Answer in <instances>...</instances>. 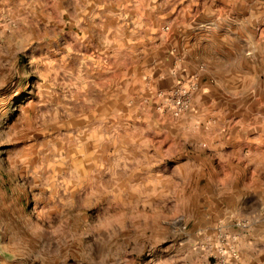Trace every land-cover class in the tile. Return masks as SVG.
Segmentation results:
<instances>
[{
  "label": "rangeland",
  "instance_id": "obj_1",
  "mask_svg": "<svg viewBox=\"0 0 264 264\" xmlns=\"http://www.w3.org/2000/svg\"><path fill=\"white\" fill-rule=\"evenodd\" d=\"M263 202L264 0H0V264H241Z\"/></svg>",
  "mask_w": 264,
  "mask_h": 264
},
{
  "label": "crops",
  "instance_id": "obj_2",
  "mask_svg": "<svg viewBox=\"0 0 264 264\" xmlns=\"http://www.w3.org/2000/svg\"><path fill=\"white\" fill-rule=\"evenodd\" d=\"M264 202L249 209L247 224L239 236L241 264H264Z\"/></svg>",
  "mask_w": 264,
  "mask_h": 264
}]
</instances>
